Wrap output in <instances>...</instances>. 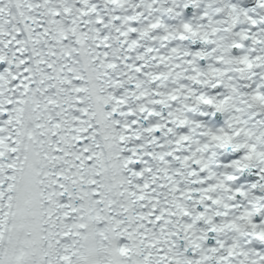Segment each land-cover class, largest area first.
<instances>
[{
  "label": "snow or ice",
  "instance_id": "1",
  "mask_svg": "<svg viewBox=\"0 0 264 264\" xmlns=\"http://www.w3.org/2000/svg\"><path fill=\"white\" fill-rule=\"evenodd\" d=\"M0 264H264V0H0Z\"/></svg>",
  "mask_w": 264,
  "mask_h": 264
}]
</instances>
